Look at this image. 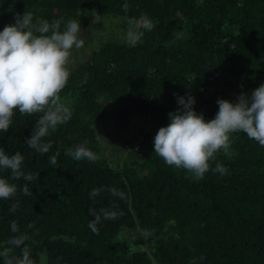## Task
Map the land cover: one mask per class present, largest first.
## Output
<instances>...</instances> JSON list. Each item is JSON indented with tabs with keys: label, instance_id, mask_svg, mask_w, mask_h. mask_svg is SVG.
Listing matches in <instances>:
<instances>
[{
	"label": "trees",
	"instance_id": "obj_1",
	"mask_svg": "<svg viewBox=\"0 0 264 264\" xmlns=\"http://www.w3.org/2000/svg\"><path fill=\"white\" fill-rule=\"evenodd\" d=\"M78 12L126 19L144 14L155 27L134 47L109 42L69 69L60 96L73 99L74 111L44 138L52 145L47 153L26 143L43 113L14 110L8 131H0V147L9 156L19 152L25 174L38 178L14 180L10 170H0V178L18 189L15 197L0 199V244L10 247V239L25 234L28 239L11 255L22 257L26 247L35 264L37 244L48 264H264V147L242 132L231 134L234 153L217 152L202 180L168 166L153 148L158 129L169 124L168 114L179 110L176 97L193 96L194 111L208 121L222 99L217 83L233 96L264 84V0H0V31L24 13L32 16L34 28L62 19L63 31ZM105 101L122 103L125 121L133 112L150 119L141 135L144 150L133 153L141 161L114 167L99 156L89 162L66 154L87 141L98 155L93 120L108 115ZM57 152L53 166L50 157ZM216 164L228 174L213 171ZM24 187L32 194H23ZM113 188L124 197L112 195ZM93 189L103 191L90 198ZM90 208L122 215L101 216L94 234ZM13 221L18 232L12 231ZM136 226L156 262L120 237Z\"/></svg>",
	"mask_w": 264,
	"mask_h": 264
},
{
	"label": "clouds",
	"instance_id": "obj_2",
	"mask_svg": "<svg viewBox=\"0 0 264 264\" xmlns=\"http://www.w3.org/2000/svg\"><path fill=\"white\" fill-rule=\"evenodd\" d=\"M128 7V4L123 5L125 11ZM32 21V16L24 13L15 18L14 24L5 25L0 31V131H8L14 110L29 116L43 113L26 143L40 154H45L52 145L44 142V138L72 118V111L62 102L60 93L70 76L72 50L82 48L84 41L79 38L81 26L76 20H69L63 31H60L62 19L51 24L43 21L35 28ZM127 23L126 42L133 47L141 42L145 31L150 32L155 27L153 20L144 14L138 19H129ZM176 98L179 110L168 114L169 124L160 127L153 140L154 153L168 166L187 170L195 180H202L210 170L209 161L214 159L215 154L220 150L225 153L229 151L231 134L242 132L264 147V84L250 95L241 92L235 103L218 99L215 118L208 121L202 113L194 111L196 101L193 96ZM86 144L87 141L74 149L70 148L66 154L76 161H97L98 155L87 148ZM58 155L57 152L50 157L53 166L57 163ZM23 160L19 152L9 156L0 147V170H10L14 180L21 177L28 181L37 179L38 174H25L22 169ZM212 170L221 175L228 174V169L220 164H216ZM17 191L16 184L0 178V199L9 200L16 196ZM101 191L103 189H93L89 193L90 198L96 197ZM109 191L112 195L124 197L117 189ZM23 194L32 193L24 187ZM17 207L18 202L12 205L10 211L14 212ZM89 214L93 219L89 221L88 227L94 234L99 232L97 225L101 222V216L104 219H116L122 215L103 209L97 214L91 208ZM11 228L13 232L19 231L15 221ZM27 239L25 234H21L8 241L10 247L0 250L4 264H35L26 247L22 248V257L11 255L12 248L23 245ZM40 261L46 264L44 252L40 254Z\"/></svg>",
	"mask_w": 264,
	"mask_h": 264
},
{
	"label": "rangeland",
	"instance_id": "obj_3",
	"mask_svg": "<svg viewBox=\"0 0 264 264\" xmlns=\"http://www.w3.org/2000/svg\"><path fill=\"white\" fill-rule=\"evenodd\" d=\"M70 20H76L81 26L79 38L84 41V46L80 49H73L70 58L69 69L75 67L82 61L88 60L94 51L99 50L103 45L109 42H126V31L129 27L127 21L129 19L113 16H99L90 12H78L76 16H72ZM69 21V20H68ZM67 21V22H68ZM67 25V23H66ZM233 82L231 83V85ZM217 90H221L222 99L229 102H236L238 96H233L223 84H216ZM250 95V94H247ZM71 111H74L73 99H62ZM108 115L104 119L93 120V129L95 139L97 140L99 152L98 156L106 159L112 166H122L130 161H141V155H134V152L144 150L141 143V135L149 128L151 121L148 117L140 116L133 112L128 121L120 117V109L122 103L112 101L104 102ZM236 141V136L231 138V142ZM228 154L234 153V145L231 143ZM120 237L127 243L131 250H146L148 256L157 261V257L153 254L154 250L147 249L145 237L139 226L130 229H123ZM6 245L0 244V250ZM45 250L37 244V256L40 261V254ZM46 254V253H45ZM46 264H48L46 255Z\"/></svg>",
	"mask_w": 264,
	"mask_h": 264
}]
</instances>
